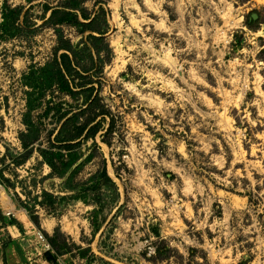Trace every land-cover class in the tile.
I'll list each match as a JSON object with an SVG mask.
<instances>
[{"label":"rangeland","instance_id":"rangeland-1","mask_svg":"<svg viewBox=\"0 0 264 264\" xmlns=\"http://www.w3.org/2000/svg\"><path fill=\"white\" fill-rule=\"evenodd\" d=\"M0 187L6 264H264V0H0Z\"/></svg>","mask_w":264,"mask_h":264},{"label":"built area","instance_id":"built-area-1","mask_svg":"<svg viewBox=\"0 0 264 264\" xmlns=\"http://www.w3.org/2000/svg\"><path fill=\"white\" fill-rule=\"evenodd\" d=\"M8 216H10V214L8 213ZM35 241L38 247V253H51L53 252V249L51 247V244L47 241V239L41 234V233H37L35 234Z\"/></svg>","mask_w":264,"mask_h":264},{"label":"crops","instance_id":"crops-1","mask_svg":"<svg viewBox=\"0 0 264 264\" xmlns=\"http://www.w3.org/2000/svg\"><path fill=\"white\" fill-rule=\"evenodd\" d=\"M2 225V220H1V216H0V226ZM0 236H2V235H0ZM21 249V248H20ZM19 249V251L17 252V256L19 257V259H20V261L23 263L24 262V257H26L28 260L31 258V257H29V255L27 254H24L23 253V250L21 249L20 250ZM1 253V252H0ZM32 254H34V253H32ZM35 255V254H34ZM32 259V258H31ZM46 263H48L47 261H46ZM0 264H6V262H5V258H3V256L0 254Z\"/></svg>","mask_w":264,"mask_h":264},{"label":"bare ground","instance_id":"bare-ground-1","mask_svg":"<svg viewBox=\"0 0 264 264\" xmlns=\"http://www.w3.org/2000/svg\"><path fill=\"white\" fill-rule=\"evenodd\" d=\"M259 1V0H258ZM262 1V0H261ZM261 3V2H260ZM263 4V3H262ZM0 198L6 202V195H5V192L3 191V189L0 187Z\"/></svg>","mask_w":264,"mask_h":264},{"label":"trees","instance_id":"trees-1","mask_svg":"<svg viewBox=\"0 0 264 264\" xmlns=\"http://www.w3.org/2000/svg\"><path fill=\"white\" fill-rule=\"evenodd\" d=\"M62 56H66V55H62ZM47 258H48V261H49V262H53V263H54V262L56 261V258L53 257L52 255H50V253H48Z\"/></svg>","mask_w":264,"mask_h":264}]
</instances>
